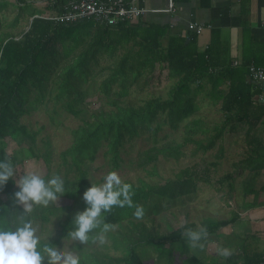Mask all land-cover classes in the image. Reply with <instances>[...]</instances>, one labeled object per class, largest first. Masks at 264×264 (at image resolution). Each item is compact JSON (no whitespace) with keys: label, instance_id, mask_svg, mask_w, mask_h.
<instances>
[{"label":"trees","instance_id":"obj_1","mask_svg":"<svg viewBox=\"0 0 264 264\" xmlns=\"http://www.w3.org/2000/svg\"><path fill=\"white\" fill-rule=\"evenodd\" d=\"M19 1L28 8V14L35 12L25 0ZM63 2L64 0H57L55 3L59 6ZM164 33V28L153 25L137 27L120 24L116 27H103L86 21L58 25L48 20L33 18L29 28L19 36L7 33L0 40V161L11 160L17 173V167L23 165L26 160L42 159L45 164L42 176L46 180L53 176V149L50 141L42 139L40 147L36 140L38 131L21 123L20 116L44 102L47 93L52 91L54 86L58 87L57 97L66 96L68 110L81 120L77 127L70 129L71 144L60 152L61 161L58 166H63L66 171L62 176L59 175V168L54 171L55 175L64 181L66 193L60 199L67 202L51 204L47 208L37 206L26 219L32 223L38 219L44 221L49 218L48 213H57L56 216L61 219V236L68 238V232L73 229L75 214L87 207L82 198L84 191L91 184L97 185V181L88 179L87 163L96 158L101 147H105L104 153L110 170H115L121 167L124 160L122 152L126 143H131L145 133L149 134L147 137L151 141L156 142L157 133L164 125L178 130L181 123L185 122L183 141L173 143L169 140L159 147L153 145L154 153L146 155L145 162L144 159L142 161L144 165L155 161L158 152L165 158L178 159L183 155L181 147L189 142L195 144L193 152H206L215 146L224 132L234 131L240 124L246 125L249 131L260 123L261 116L264 115V105L257 107L259 116L250 119L253 93L247 92V97L241 105L222 104L225 118L213 126V132L207 135L209 128L204 126L203 120L191 117L199 109L198 99L201 93L217 98L216 83L221 82L222 76L219 78V73L209 65L208 57L189 50L184 40L172 41L170 38L166 44H162L161 37ZM106 58L110 63L100 66V61ZM59 67H62V71ZM96 67L99 69L95 72ZM156 70L159 76L166 71L171 80L166 98L149 97L138 107L120 104V100L126 97L132 88L145 90L154 78ZM104 71L106 73L100 77L95 89L116 105V111L99 110L92 113L94 119L89 120L81 116L85 113L82 108H73V101H83L90 90L86 84L90 81L97 83V75H103ZM33 90L36 91L34 99L38 100H34L30 105L28 95ZM231 90L230 88L229 91ZM52 120H55L53 116ZM198 133L206 135L203 138H195ZM9 141L13 144L10 152L7 151ZM254 149V152H251V160L246 162L248 166L254 165L252 170L259 171L264 163L258 159L264 153L257 151L258 148ZM220 152H223L222 149ZM210 164L215 165L217 161ZM151 167L149 174L152 175L156 173V164L153 163ZM25 174L27 173L15 174L0 190V221L6 220L4 227L11 230L18 226L16 217L23 210L22 205L14 204V193L19 190L15 182ZM231 178L232 173H226L217 181H227L230 184ZM198 180H203L204 183L210 181L206 173L201 175L195 170L185 168L176 178L168 179L164 183L152 184L141 178L139 184L124 181L133 186V202L144 207V218L138 220L133 216L135 208L114 207L112 213L105 214V222L113 224L112 230L106 235L107 238L113 239L114 248L122 251V254H107L104 251L105 244L102 245V251H92L86 247L83 249L78 243L74 247L80 256V264H157L153 256L143 258L138 252L137 244L168 247L170 256L163 264L174 263V244H179L183 249L180 252L187 254L182 263L185 261V264H206L197 253L190 252L191 248L188 249V242L182 235L185 228L196 229L194 223H184L169 233H159L155 236L150 228L152 226L147 224L153 222L152 214H157L162 207H168L167 203L170 204L183 196L189 197L195 192ZM165 202L166 205H163ZM232 221L230 218L205 225L210 234L217 236V230ZM48 240L53 246L60 245L58 238ZM45 242L46 239H41V245ZM91 243L90 241L89 244ZM209 264H264V252L243 253L242 256L234 252L227 261Z\"/></svg>","mask_w":264,"mask_h":264},{"label":"rangeland","instance_id":"obj_2","mask_svg":"<svg viewBox=\"0 0 264 264\" xmlns=\"http://www.w3.org/2000/svg\"><path fill=\"white\" fill-rule=\"evenodd\" d=\"M2 5L4 7L1 8ZM27 10V7L18 5L14 0H0V40H2L7 33L19 36L27 30L30 21H28L26 17H19L16 21V18L27 12ZM12 23H15V25ZM107 63H110L108 58H106V60H101L99 65L105 66ZM94 69L96 72L99 67ZM59 70L62 71V67H59ZM105 73L106 71L103 72V75H97V83L90 81L86 84L90 90L87 92L83 101H73L75 103L73 108H82L84 110L85 113L81 115L84 116V118L93 120L94 117L92 113L99 112V110L102 112L116 111V105H113L108 98L104 97L95 89L98 85V81H100V77H103ZM170 83L171 80L167 77L166 71H163L159 76L158 70H156L154 78L150 80L145 90L132 88L130 93L120 100V104L138 107L149 97L159 96L161 98H166ZM57 90L58 87L54 86L53 90L47 93L48 95L44 102L40 103L35 109L30 110V112L20 116V122L26 124L28 128L38 131L36 140L40 147H42V139H48L50 141L51 148L53 149L51 173L55 175L56 173H54V171L59 168V175L62 176L66 169L63 166H58V163L61 161L60 152L71 144L72 137L70 129L77 127L78 124L81 123V120L80 117L68 110L66 96L57 97ZM35 92L36 91L33 90L28 95L30 100L28 104L30 105H32L31 102L34 100H38L37 98L34 99ZM198 105V111L191 118H201L204 126L209 128V133L207 134L209 135L213 132L212 127L219 124L222 119L220 114L216 111V107H211L206 104L201 105V100H199ZM52 116L55 118L54 121L52 120ZM184 123L185 122L181 123L178 130H173L167 125L162 126V129L157 133L156 142L151 141V139L147 137L149 134L145 133L143 136L137 137L131 143H126L125 150L122 152L124 160L119 169L110 170L107 156L104 153L105 147H101L96 154V158L92 162L87 163L89 170L88 179L93 182L97 181V185L103 182V177L110 171H116L123 181L128 180L133 184H139V178L152 184L164 183L168 179L176 178L177 174L185 168H190L192 171L195 170V172L201 175L207 174L210 181L204 183L203 180H198L197 190L192 192L189 197L183 196L179 199L177 198L170 204H168L167 201L163 205L167 203L168 207H162L157 214H152L154 220L152 223L148 222L147 224L148 226H152L150 228L154 236L159 233H169L184 223H194L196 228H198L201 225H205L206 223L212 224L214 221L221 220L230 215L229 209L226 208L230 206L227 204V201L231 200L228 199L227 193H225L227 181L220 183L217 179L232 171V161L238 155L236 151L237 145H239L238 137L235 138V135L232 133H225L223 135L224 137H222L213 148L206 152L202 150L196 153L193 152L195 144L189 142L181 147L183 155L178 159L173 157L165 158L161 152H158L155 161L148 162L145 165L143 164L142 161L144 159L145 162L146 155L154 153V150H152L153 145L159 147L162 143L169 140H172L173 143L182 142L185 134ZM205 135L198 133L194 137L203 138ZM12 145L11 141H9L7 146L8 152L12 150ZM221 145L224 149L222 155L220 154ZM212 161H217V164L211 165L210 163ZM153 163L156 164V173L151 175L149 172L152 171L151 165ZM43 170L45 172V164L42 159H29L26 160L23 165L17 167L16 175L29 172L42 175ZM69 174H73V172H69ZM66 202L67 200L65 199H59L57 203L63 204ZM47 215L49 217L47 220L41 221L38 219L36 222L33 221V226L38 229L37 234L43 239L48 237V239L59 237L60 245L57 248L77 253L74 245L79 242H73L70 238L61 236V219L56 216L57 213H48ZM229 238L233 240V236ZM227 241L228 240L219 235L215 236L214 234H210L208 241L205 242L204 250L190 249V252L197 253L206 264L227 261V259H224L216 253L217 245L227 248L230 247L225 246ZM113 243V239L107 238L104 251L109 255L122 254V251L114 248ZM137 246L138 252L142 254L143 258L153 256L157 264H163L166 258L170 256V249L168 247L165 248L166 246H158V248L154 245L145 246L137 244ZM85 247L92 251H102L103 249L102 245L98 243L82 245L83 249ZM189 248L190 247H188V249ZM181 250L183 249L179 244L172 245V259L175 256L173 264H185V261L183 263L182 261L187 254L181 253Z\"/></svg>","mask_w":264,"mask_h":264},{"label":"crops","instance_id":"obj_3","mask_svg":"<svg viewBox=\"0 0 264 264\" xmlns=\"http://www.w3.org/2000/svg\"><path fill=\"white\" fill-rule=\"evenodd\" d=\"M14 1L25 6L19 0ZM25 1L35 10L32 15L49 7L46 4L49 0ZM135 1L146 11L130 25L164 28L162 44L170 38L172 41L184 40L189 50L208 57L209 65L219 73V78L222 76L221 82L216 83L217 98L205 96L203 92L198 103L201 100V105L216 107L223 120L222 104L241 105L250 92L253 94L249 118L253 120L259 116L257 107L264 104L257 100L259 88L248 78L247 66L254 63L264 67V0H174L175 10L172 12L166 11L167 0ZM32 15L25 12L19 17L30 21ZM189 23L203 25L201 34L188 29ZM230 99L233 101L229 102ZM261 117L260 123L249 131L246 125L240 124L234 131L224 132L238 137L239 145L235 144L238 155L232 161V178L225 191L231 199L227 201L230 206L226 207L230 215L221 219L231 218L233 221L220 227L217 234L228 240L225 246H230L229 249L240 256L264 252V166L255 171L252 170L254 165L248 166L246 162L251 160L254 148L264 153V115ZM221 149L222 155L224 149ZM258 160L264 163V154ZM231 236L233 240L229 238Z\"/></svg>","mask_w":264,"mask_h":264},{"label":"clouds","instance_id":"obj_4","mask_svg":"<svg viewBox=\"0 0 264 264\" xmlns=\"http://www.w3.org/2000/svg\"><path fill=\"white\" fill-rule=\"evenodd\" d=\"M15 174L11 160L0 161V190ZM15 184L19 190L14 193V204L22 205L23 210L16 217L18 226L15 230L4 227L6 220L0 221V264H80V256L76 252L51 245L49 237L41 245L38 229L26 219L37 206L47 208L51 204L58 205L60 197L66 193L63 179L53 175L46 180L40 174L29 172ZM134 195L131 184L125 183L116 171L108 172L101 184H91L84 191L82 198L87 207L75 214L73 229L67 237L81 245L90 241L104 245L107 243L106 234L113 228V224L105 222V214L112 213L114 207L135 208L133 216L138 220L144 218L145 209L134 204ZM182 235L191 249L202 251L210 234L207 226L201 225L196 229L185 228ZM216 253L224 259L233 255L231 249L221 245H217Z\"/></svg>","mask_w":264,"mask_h":264},{"label":"built area","instance_id":"obj_5","mask_svg":"<svg viewBox=\"0 0 264 264\" xmlns=\"http://www.w3.org/2000/svg\"><path fill=\"white\" fill-rule=\"evenodd\" d=\"M57 0H49V6L40 13L31 16L51 21L58 25H69L79 22H92L103 27H116L120 24L134 22L146 10L136 5L135 0H64L56 6ZM167 12L175 10L174 0H167ZM203 25L189 23L188 29L201 34ZM19 37H16L18 39ZM236 64V62H235ZM248 78L258 85L257 100L264 104V67L250 63L247 66Z\"/></svg>","mask_w":264,"mask_h":264}]
</instances>
